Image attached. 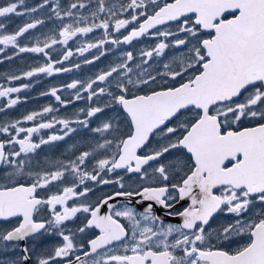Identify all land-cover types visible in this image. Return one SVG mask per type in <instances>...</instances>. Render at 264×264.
Here are the masks:
<instances>
[{
  "label": "snow or ice",
  "instance_id": "6c2138e0",
  "mask_svg": "<svg viewBox=\"0 0 264 264\" xmlns=\"http://www.w3.org/2000/svg\"><path fill=\"white\" fill-rule=\"evenodd\" d=\"M148 3L155 6L152 14H148L147 10L138 11L140 8H147L146 0H130L126 6L121 5L122 11L132 10L133 14L130 19H115V30L126 29L133 22H137L138 27H132L127 35L123 36L122 41L112 39L111 43L127 44L148 33L150 29H155L157 25L172 21L179 23L183 19V23L178 26V32L190 36L195 43L189 48L188 56L180 58L178 70L170 69L169 65L165 64L164 67L168 70L163 75L175 80L193 69L196 71L194 75L189 76L185 82L176 87L151 91L145 95H134L130 99L124 94L114 96L113 102L121 105L130 118L131 130L126 138L117 142V151L113 153L112 158L99 160L97 166L99 169L107 168L109 172L126 169L128 173L138 174L139 179L146 180L148 173L145 166L157 161L173 149L186 150L190 154L192 163L177 162L175 165L177 173L182 168H187V171L171 185L166 183L171 178L170 166L160 164L152 172V175L160 181L158 185L141 186L138 191H117L112 196L100 200L95 207L87 204H81L78 207L66 206V201L71 197L85 196L89 192L87 187L83 192L76 191L74 186L65 187L62 193L51 195L47 200L37 198L35 195L37 188L60 179L64 175L63 171L39 175L37 180L28 186L0 184V219L22 217L18 226L0 233V241H23L41 230L46 231V223L35 220L33 213L40 205H47L52 209L54 217L49 223L55 226H60L79 212L90 214L85 227L99 229V235L88 241L90 252L85 251L84 257H88L90 253L96 254L98 249H103L115 241L123 244L125 254L98 255L93 264H264V210H261L256 220L242 223L237 219L235 223L222 227V232L218 233V236L224 240H228L231 235L247 234V242L234 251L201 246L207 239L205 226L209 224L210 218L218 210H223L222 205L226 206L228 213L237 215L249 209L252 199L264 205V122L255 120L257 117L264 120V107H261L264 105V0H170V2H164L162 6L157 3V0H148ZM24 4L25 0H14V2L0 6V18L35 13L38 8L49 4V0H43L42 4L36 7H25L23 12L19 11L18 9ZM77 7L84 8L85 4L72 3L63 15L71 17L72 10ZM52 11L57 18L61 16V11L55 5ZM98 11L108 12L110 18L116 16L112 8H106L105 0H99ZM96 15V12L92 13L93 17ZM141 17L146 18L140 22ZM191 17H194L191 20L194 26H189ZM80 20L85 22L84 26H79ZM43 23V20L35 19L24 23L12 34L0 35V45L5 47L13 45L18 48L19 53H42L48 56L46 49L53 45L67 44L77 34L91 33L97 28L104 29L105 39H100L96 43L84 44L76 49L77 53L83 54L89 49L103 47L109 37V20L88 25L87 18L81 16L75 25L65 24L59 30V40L48 37L43 46H40L39 42L31 47L19 46V37ZM3 29H5V24L0 23V30ZM201 30L207 31L209 38L199 39ZM157 35L167 38L173 33L163 31L158 32ZM188 43L187 39L175 41L176 46ZM167 47L169 45L161 41L154 49L141 52V56L152 57L154 54L158 56ZM3 51L4 48L0 47V52ZM72 55L71 50L66 51L62 59L67 60ZM100 55H104V52ZM95 59L99 57H93V60ZM93 60H85L84 63L91 64ZM131 60H133V54L128 52L123 64L101 72L86 86L80 81L73 80L66 87L76 89L79 85L81 90L88 92V98L91 100L97 95L96 91H92L93 84L96 81H106L118 69L127 68V62ZM56 63L59 62L49 59L43 66L32 68L22 75L33 77L37 73L51 75L53 72L70 71L67 68L54 67ZM75 67L78 68L79 65ZM128 71L131 72V69ZM20 78V76L9 77L11 80ZM155 80L156 77L148 75L146 80L133 81L129 78L128 84L147 85ZM23 87H28V85ZM117 87L122 93L128 91L123 83H118ZM249 88L253 91L249 92L242 102L233 103L234 98H239L244 92H248ZM20 90L14 87L0 88V97L9 96L10 93H17ZM98 92L103 94L106 89L100 88ZM57 93L58 89L55 87L50 90V94L55 97L56 101L61 104L67 103L61 100ZM109 95L112 94L109 93ZM75 98H80L79 92ZM17 103V99H9L7 106L10 107ZM185 110L191 113L190 119H180ZM51 111L49 107L43 109V113ZM101 111L99 107L90 108L87 115L92 117ZM39 115L41 113L32 112L25 115L23 119L32 121ZM244 117L249 118L254 126L233 130L231 125L237 124ZM173 120L176 121V125L168 126V123ZM59 123L67 126L69 121L60 120ZM83 123L86 124L87 121ZM18 124L19 121L12 124L15 132H26L27 135L23 139L13 135L7 141L0 142V162L14 166V174L21 172L25 166L24 160L17 161L16 159L22 153H30L39 148L41 144L63 138L52 135L48 137V140L41 139L40 143L36 144L30 139L32 134L40 129L52 128L53 124L40 123L27 129L17 127ZM111 128L110 123H104L102 128L95 131H108ZM179 130H182V134L176 136L174 142L161 146L151 154L143 156L138 154L137 150L147 146L150 136L160 133L164 138H168L170 135L175 136ZM71 131L73 129L67 127L65 135ZM0 132H9V126H0ZM5 144L18 145L19 150L6 153ZM110 145L111 141H106L98 147L104 148ZM89 155V152H84L77 158L79 163L70 162L69 164L73 174L79 177V182L83 184L85 179H90L101 184L111 183L112 181L108 180L98 181L99 172L91 174L80 171V165L85 163ZM116 182L120 183L119 180ZM121 187H123L122 184ZM214 190H219V194ZM133 196H139L143 201H154L169 210L173 209L172 201L177 200V197L179 201L187 198L190 203L182 211H169L168 213L181 217L182 224L166 227L160 225L157 229L155 224L159 217L153 215L151 203L147 205L143 213L139 214L127 207L120 211H113V205L109 203L116 197ZM56 205H60L63 211H56ZM102 205H107L109 209L107 214H100ZM118 217H124L129 221L132 232L130 239L128 228L120 222ZM148 221L152 222L151 226L147 223ZM79 231L83 232L85 228H80ZM173 233H178V235L169 242V237ZM60 235L63 239L62 245L56 247L54 253L48 255L47 258H40L38 264H50L55 258L69 256L75 247L73 238L63 234L62 231ZM177 250L182 254L177 255ZM22 251L23 260L19 258L12 261L0 260V264H25L29 250L25 247ZM68 264H87V261L76 256L75 262L69 260Z\"/></svg>",
  "mask_w": 264,
  "mask_h": 264
},
{
  "label": "flooded vegetation",
  "instance_id": "af4514ba",
  "mask_svg": "<svg viewBox=\"0 0 264 264\" xmlns=\"http://www.w3.org/2000/svg\"><path fill=\"white\" fill-rule=\"evenodd\" d=\"M14 0H0V6H3ZM43 0H25L24 6L18 10L23 12L24 8L36 7L42 4ZM164 2H170V0H157V3L162 6ZM129 1L124 0H106V8H112L116 12L115 17L110 18L108 12H99L98 9L96 17L92 15H72L71 17L63 15L68 10V0H49V4L44 5L43 8H38L35 13L15 16L11 15L9 18H0V23L5 24V29L0 30L2 34H12L20 26H23L26 22H31L35 19H41L43 24L38 25L35 29L29 30L28 33L18 38V44L21 47H31L38 43L43 46V43L48 37H54L59 40V30L65 24L75 25L77 20L81 16L87 18V24L101 23L103 20H109V37L103 47L89 49L83 54L77 53L76 49L87 43H96L100 39H105L104 29L97 28L91 33L77 34L68 41L67 44H56L51 48L46 49L48 56L42 53H19L18 48L13 45H0L4 48L3 52H0V88L14 87L20 88V92L10 93L9 96L0 97V126L8 125L9 132H0V142H5L16 135L18 138L23 139L26 132L16 133L15 128L12 127L13 122L19 121L16 125L20 128L35 127L40 123H52L53 127L49 129H40L38 132L33 133L31 141L39 144L41 139L48 140L49 136L58 135L63 137L60 140L49 141L47 144H41L39 148L34 151L21 154L16 158L17 161L24 160L25 166L18 174H14V166L0 162V184H8L10 186H16L17 184H24L25 186L33 184L39 175L44 173H51L54 171H63L64 175L56 180L51 181L44 187L37 188L35 195L38 199L47 200V198L54 194L62 193L63 188L73 187L78 192H83L87 187L89 192L85 196L71 197L66 201L67 207H78L81 204H87L95 207L96 204L107 196H112L117 191H138L141 186H156L159 184V180L152 175L153 169L160 164L170 166L169 171L171 178L168 183H176L187 171V168H182L178 173L175 165L177 162H186L191 164L190 154L183 149H173L169 153L164 154L157 161L150 162L145 166V170L148 173L146 180L139 179L138 174L128 173L126 169H116L112 172L105 169H99L97 162L101 159H111L113 153L117 151V142L130 133L131 121L128 118L127 113L123 110V107L113 102V97L121 94L126 95V98H132L134 95H145L151 91H159L167 87H176L180 83L185 82L189 76L194 75L196 69L189 71L186 75L173 80L170 77L163 75L168 69H165V64L169 65L170 69L178 70V64L181 57H187L189 53L184 51L187 49V45L176 46L175 41L177 39H187L189 44L191 37L184 33L178 32L179 24L183 23V19L179 23L172 21L165 25L151 29L148 33L139 38H135L133 41L125 44L123 42L119 44H112V39L121 40L124 35H127L128 31L132 27H138L137 22H133L126 29H120L119 31L114 28L115 19L126 18L130 19L133 14L132 10L122 11L121 5L126 6ZM109 4V5H108ZM55 5L60 11L61 16L57 18L52 11V7ZM98 5V2H97ZM147 8L138 9L139 12L147 10L148 14H152L154 5L148 3L146 0ZM115 6V7H114ZM146 17H141L140 22ZM190 18L189 26H194L191 23ZM85 22L80 20L79 26H84ZM169 31L173 35L164 38L157 35L158 32ZM209 38L208 32L201 30L199 39ZM161 41L167 43V47L160 55H153L152 57H143L141 52L149 51L155 48L157 43ZM195 43V41L193 42ZM71 50L73 55L67 60H63L62 57L66 51ZM104 52V55H100ZM132 52L133 60L127 62V68L118 69L116 73H113L111 77L106 81H96L93 84L92 91H96L97 95L88 98V92L81 90L78 85L76 89H67L66 85L73 80L80 81L83 85H87L90 80H95V77L101 72L109 71L112 67H116L118 64H123L126 60V53ZM93 57H99V59L93 60ZM49 59L59 63L54 64V67L67 68L70 71L67 72H53L51 75L47 73H37L33 77H24L22 74L35 67H40L46 64ZM85 60H93L91 64L84 63ZM145 61H147L145 63ZM79 65V67H75ZM139 66V67H138ZM131 69V72L128 71ZM123 73V74H122ZM148 75L156 77L154 82H149L147 85L139 84L138 86L128 84V79L136 81L138 79H148ZM11 76H20L19 80H11ZM118 83L126 85L128 91L122 93L117 87ZM28 85V87H23ZM55 87L58 89V95L61 100L67 102L61 104L56 101L55 97L50 94V90ZM105 88L106 92L100 94L98 90ZM253 89L249 88L248 92H244L239 98H235L233 103H240ZM79 92L80 98L76 99V94ZM111 93L112 95H109ZM9 99H17L18 103L8 107ZM49 107L51 112L43 113V109ZM99 107L101 112L94 114L92 117L87 115L90 108ZM261 107H264L262 105ZM32 112L41 113L32 121H25L23 117ZM191 113L187 110L183 111L180 119H190ZM60 120H67L69 124L67 126L59 123ZM258 122H264L259 117L255 118ZM87 121V123H83ZM104 123H110L112 128L108 131H95L98 128H102ZM167 123V122H166ZM176 121L173 120L168 123V126H175ZM254 126L249 118L244 117L240 122L235 125H231L233 130H240L243 127ZM67 127L73 129L68 132ZM227 130V128H225ZM182 134V130H179L175 136H169L164 138L160 133L150 136V140L147 146L138 149L139 155L143 156L151 154L154 150H158L161 146H166L169 142H174L176 136ZM106 141H111L110 146L104 148L98 147L100 144H104ZM13 150H19L18 145L9 146L5 144L4 151L6 153ZM89 152L90 155L85 159V163L80 165L81 172H88L96 174L99 172L97 180L112 181L108 184H101L90 179H85L84 183L79 182V177L73 174L69 167L70 162L79 163L78 157L84 153ZM110 167V165H109ZM67 168V170H65ZM120 181L117 183L116 181ZM121 184L123 187H121ZM217 194H219V190ZM251 199V198H250ZM178 201V202H177ZM109 203L113 205V211H120L124 208H132L137 214L143 213L144 209L149 203L153 205V215L159 217L156 221L155 227L158 229L160 225H173L179 226L182 224V218L176 215H169V211L178 212L188 206L190 201L187 198L184 201L177 200L172 201L173 209H165L163 206L156 204L154 201H143L139 196L133 197H116ZM223 210H218L217 213L210 218L209 224L205 226V235L207 237L206 242L201 245L202 247L221 248L229 252L234 251L236 248L242 246L247 242V234L241 233L231 235L228 240L222 239L218 236V233L222 232V227L229 223H235L239 219L242 223L245 221L251 222L256 220L260 216L261 210H264L258 200L252 199V203L249 205V209L245 210L241 214L228 213L226 206H221ZM56 211H63L60 205H56ZM109 209L107 205L101 206V215L107 214ZM34 219L39 222H45L47 230H41L37 234H32L25 238L23 241L3 242L0 241V260H17L18 258L23 260L24 253L23 248H28V259L25 264H38L40 258H47L48 255L54 253V249L61 246L63 243L61 231L65 235H70L73 238L75 245L74 249L69 253L68 257L55 258L50 264H68L69 260L75 262V257L80 256L82 260H86L87 264H93V261L97 259V256H103L105 253L112 255L125 254V249L120 241H115L111 245L105 246L103 249H98L96 254H91L88 257H84L85 251L90 252L88 241L94 239L99 235V229L94 227H85L87 219L90 218L89 213L79 212L69 220L64 221L60 226H55L49 222L54 219L53 211L47 205H40L33 213ZM139 218V216H138ZM22 217L9 218L8 220L0 219V233H4L11 230L13 227L18 226ZM120 222L128 228V236L131 238L132 232L129 225V221L124 217H118ZM142 223H145L142 221ZM150 226L151 221L147 222ZM80 228H85V231L80 232ZM185 232L189 230H184ZM178 233H173L169 237L171 242ZM128 241H126L127 243ZM130 254V253H128ZM177 255L182 253L177 250Z\"/></svg>",
  "mask_w": 264,
  "mask_h": 264
},
{
  "label": "rangeland",
  "instance_id": "374dc122",
  "mask_svg": "<svg viewBox=\"0 0 264 264\" xmlns=\"http://www.w3.org/2000/svg\"><path fill=\"white\" fill-rule=\"evenodd\" d=\"M124 1H129L130 2V0H124ZM77 2L84 3L85 7L84 8L77 7L76 9H73L72 10L73 16L74 15H88V14L92 15V13L95 12L98 9L97 2H99V0H68V9H69L70 4L77 3ZM193 42L194 41L191 39L190 40L191 44L188 43L187 44V49L184 48V51H187V53H189V48L191 47Z\"/></svg>",
  "mask_w": 264,
  "mask_h": 264
},
{
  "label": "water",
  "instance_id": "95a60500",
  "mask_svg": "<svg viewBox=\"0 0 264 264\" xmlns=\"http://www.w3.org/2000/svg\"><path fill=\"white\" fill-rule=\"evenodd\" d=\"M157 26H160V25H157ZM157 26H156V27H157ZM150 30H151V29H150ZM150 30H149V31H150Z\"/></svg>",
  "mask_w": 264,
  "mask_h": 264
}]
</instances>
